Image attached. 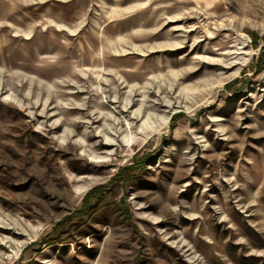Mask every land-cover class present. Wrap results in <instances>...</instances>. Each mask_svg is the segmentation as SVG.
<instances>
[{
    "label": "rangeland",
    "instance_id": "374dc122",
    "mask_svg": "<svg viewBox=\"0 0 264 264\" xmlns=\"http://www.w3.org/2000/svg\"><path fill=\"white\" fill-rule=\"evenodd\" d=\"M264 0H0V264H264Z\"/></svg>",
    "mask_w": 264,
    "mask_h": 264
},
{
    "label": "trees",
    "instance_id": "16d2710c",
    "mask_svg": "<svg viewBox=\"0 0 264 264\" xmlns=\"http://www.w3.org/2000/svg\"><path fill=\"white\" fill-rule=\"evenodd\" d=\"M259 66L264 64V47H262L260 55L258 57Z\"/></svg>",
    "mask_w": 264,
    "mask_h": 264
}]
</instances>
